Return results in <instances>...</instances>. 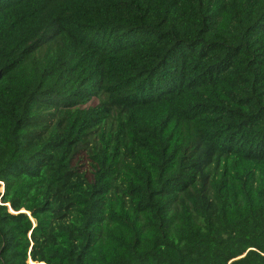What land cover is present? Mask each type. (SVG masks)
<instances>
[{
  "label": "trees",
  "instance_id": "trees-1",
  "mask_svg": "<svg viewBox=\"0 0 264 264\" xmlns=\"http://www.w3.org/2000/svg\"><path fill=\"white\" fill-rule=\"evenodd\" d=\"M29 260L264 264V0H0V264Z\"/></svg>",
  "mask_w": 264,
  "mask_h": 264
},
{
  "label": "rangeland",
  "instance_id": "rangeland-1",
  "mask_svg": "<svg viewBox=\"0 0 264 264\" xmlns=\"http://www.w3.org/2000/svg\"><path fill=\"white\" fill-rule=\"evenodd\" d=\"M79 167L81 168V169H83V168H86L87 167V163L85 162V161H79ZM29 262L32 264V262L29 260Z\"/></svg>",
  "mask_w": 264,
  "mask_h": 264
},
{
  "label": "water",
  "instance_id": "water-1",
  "mask_svg": "<svg viewBox=\"0 0 264 264\" xmlns=\"http://www.w3.org/2000/svg\"><path fill=\"white\" fill-rule=\"evenodd\" d=\"M3 191V190H2ZM244 255V254H243ZM39 264H44V263H39Z\"/></svg>",
  "mask_w": 264,
  "mask_h": 264
}]
</instances>
